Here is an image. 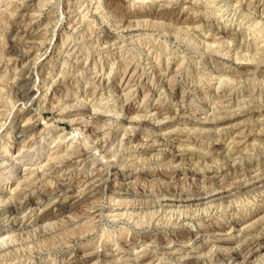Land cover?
I'll use <instances>...</instances> for the list:
<instances>
[{
    "label": "rangeland",
    "instance_id": "rangeland-1",
    "mask_svg": "<svg viewBox=\"0 0 264 264\" xmlns=\"http://www.w3.org/2000/svg\"><path fill=\"white\" fill-rule=\"evenodd\" d=\"M153 1L0 0V161L22 157L31 170L15 177L11 166L0 167V186L8 189L0 196L10 198L0 203V236L9 238L0 264H264V0ZM73 25L79 43L81 32L87 41L99 35L102 46L124 47L120 58L87 64L102 86H120L115 99L94 90L86 73H70L64 55L57 59L52 44ZM124 58L145 70L136 86L121 84ZM61 71L75 82H63ZM153 87L158 93L144 101ZM36 117L41 125L21 135ZM46 122L51 131L40 133ZM128 146L136 147L126 153ZM85 148L111 166L96 159L70 165L71 153ZM172 153L183 161L169 162ZM17 186L23 193L12 195ZM185 197L204 203L147 205L134 216H109L85 237L70 227L107 200L123 212L131 202ZM166 246L175 254L163 255Z\"/></svg>",
    "mask_w": 264,
    "mask_h": 264
},
{
    "label": "bare ground",
    "instance_id": "bare-ground-1",
    "mask_svg": "<svg viewBox=\"0 0 264 264\" xmlns=\"http://www.w3.org/2000/svg\"><path fill=\"white\" fill-rule=\"evenodd\" d=\"M11 1V0H10ZM16 1V0H15ZM102 1V0H101ZM153 1V0H152ZM69 2V1H68ZM67 2V3H68ZM154 2V1H153ZM12 3V2H11ZM47 3V2H46ZM152 3V2H151ZM62 4V3H61ZM64 5V4H63ZM108 5V4H107ZM217 6V5H216ZM60 7V6H59ZM58 7V8H59ZM61 8V7H60ZM64 8V7H63ZM106 8V7H105ZM86 9V8H85ZM84 9V10H85ZM18 10V9H17ZM66 12V11H65ZM78 12V11H77ZM86 12V11H85ZM213 12V11H212ZM60 13V12H59ZM63 13V12H62ZM90 13V12H89ZM223 13V12H222ZM11 14V13H10ZM68 14V13H67ZM66 14V15H67ZM82 14V13H81ZM88 14V13H87ZM100 14V13H99ZM104 13H101V15H103ZM218 14V13H217ZM240 14V13H239ZM42 15V14H41ZM226 15H227V13H226ZM241 15V14H240ZM213 16V15H212ZM216 16V15H215ZM262 16V15H261ZM3 17H5V16H3ZM7 17V16H6ZM16 17V16H15ZM42 17V16H41ZM85 17V19H86V15H84L83 14V16L82 17H80V19H82V18H84ZM97 17V16H96ZM102 17H104V16H102ZM156 18H162L163 17V14H159V15H157V16H155ZM2 18V17H1ZM37 18V17H36ZM57 18V17H56ZM224 18H225V16H224ZM242 18V17H241ZM49 19V18H48ZM63 19V18H62ZM78 19H79V17H78ZM84 19V20H85ZM7 20V19H6ZM12 20V19H11ZM59 20H61V19H59ZM91 20V19H90ZM107 20V19H106ZM157 20H159V19H154V20H149V21H151V23H153V24H160L159 23V21H157ZM74 21V20H73ZM94 21V20H93ZM51 22V21H50ZM61 22V21H60ZM71 22V21H70ZM75 22V21H74ZM74 22H72V23H74ZM79 22H81V20L79 21ZM82 22H83V20H82ZM99 22V21H98ZM147 22V21H146ZM262 22V21H261ZM108 23V22H107ZM113 23V22H112ZM27 24V23H26ZM45 24V23H44ZM93 24V23H92ZM96 24H98L97 22L95 23V25ZM101 24V23H100ZM99 24V25H100ZM14 25H15V23H14ZM46 25V24H45ZM91 25V24H90ZM56 26V25H55ZM81 26V25H80ZM241 26V25H240ZM1 27V26H0ZM12 27V26H11ZM26 27H27V25H26ZM69 27V26H68ZM82 27V26H81ZM167 27H169V26H167ZM166 27V28H167ZM251 27V26H250ZM264 27V26H263ZM79 28L80 27H74V25H73V27H72V30H71V33L69 34V36L67 37L66 36V38H62L61 40H58V41H56L55 43H53L52 44V46L53 45H55V47H54V49H56L57 51V53H58V56H57V59H59L60 57H63V55H64V62H66L65 64L63 63V65H67L66 67L68 68V70H69V72L71 73V72H80L81 71V75H82V73H86L85 74V76L84 77H88L89 79H90V81L91 82H93V83H95L96 84V87H95V89L94 90H96V91H101V92H105V93H108V94H111V95H115L116 93H117V95L119 96L120 95V91H122L121 89H120V86L118 85L117 87H115V88H110L109 89V87L108 86H102V80L104 79L102 76H100L99 78H98V76L97 75H95L96 73V71H94V72H89V66H87V64H88V62H89V59H90V64H91V59H93L94 58V60H96L97 59V56H101L102 58H101V61H102V59H105V58H107V59H109V57L111 58V57H116V58H120V57H122L123 56V46H121V47H119V46H117V44L116 43H114V41L112 42H107L106 41V43H103V46H102V44L100 43V42H102L101 41V38L99 37V35L98 36H95V38L97 37L98 39L97 40H95L94 39V37L92 38V40H86V38H88V37H85L84 36V33H81L80 32V38L79 39H81V43H79L78 41H77V39L78 38H76L77 37V35H76V37H75V35H72L73 34V32H76V31H79ZM85 28V27H84ZM97 28V27H96ZM121 28V27H120ZM171 28H175V27H170V29ZM206 28V27H205ZM254 28V27H253ZM176 30V29H175ZM189 30V29H188ZM58 31V30H57ZM90 31H92V30H90ZM89 31V32H90ZM121 31V30H120ZM191 31V30H190ZM264 31V30H263ZM55 32V31H54ZM87 32V31H86ZM85 32V33H86ZM257 32V31H256ZM63 33V32H62ZM62 33L60 34V36H62ZM106 33V32H105ZM193 33V32H192ZM264 33V32H263ZM165 34V33H164ZM54 35H55V33H54ZM97 35V34H96ZM108 35V34H107ZM53 37V36H52ZM58 37V36H57ZM65 37V36H64ZM73 37H75V38H73ZM92 36H90V38H91ZM61 38V37H60ZM106 38H108V37H106ZM196 38V37H195ZM138 40V39H137ZM53 41V40H52ZM93 42V43H92ZM141 42V41H140ZM189 43V42H188ZM227 43V42H226ZM34 44V43H33ZM136 44V43H135ZM51 45V44H50ZM188 45V44H187ZM199 45V44H198ZM34 46V45H33ZM41 46V45H40ZM126 46V45H125ZM137 46V45H136ZM4 47V46H3ZM135 47V46H134ZM170 47V46H169ZM195 47V46H194ZM262 47V46H261ZM40 48V47H39ZM145 48V47H144ZM163 48V47H162ZM132 49V48H131ZM158 49V48H157ZM264 49V48H263ZM142 50V49H141ZM167 50V49H166ZM164 51V50H163ZM215 51V50H214ZM81 53V52H83V55H82V57L83 56H85L86 58H79L78 57V53ZM147 52V51H146ZM64 53V54H63ZM131 53V52H130ZM203 53V52H202ZM22 54V53H21ZM43 54V53H42ZM50 54V53H49ZM25 55V54H24ZM200 55V54H199ZM171 56V55H170ZM202 56V55H201ZM257 56V55H256ZM255 56V57H256ZM264 56V55H263ZM50 57V56H49ZM258 57V56H257ZM52 58V57H51ZM127 58V57H126ZM126 58H124V59H122L123 60V64H122V69H123V74H121L122 75V79H121V84L123 85V84H125L124 85V88H126L127 87V85H129V83L130 82H135V86H136V84L143 78V77H146L145 76V70L143 69H141V68H139V67H141V66H139V67H137V66H132V62L131 61H129L128 59H126ZM145 58V57H144ZM181 58V57H180ZM188 58V57H187ZM54 59V58H53ZM73 59H74V61H73ZM154 59V58H153ZM254 59V58H253ZM28 61V60H27ZM61 61V60H60ZM165 62V61H164ZM83 63H85V65L86 66H82V64ZM62 64V63H61ZM94 65H96L95 63H93ZM114 64V63H113ZM148 64V63H147ZM154 64V63H153ZM233 64V63H232ZM84 65V64H83ZM136 65V64H135ZM5 66V65H4ZM15 66V65H14ZM24 67V66H23ZM92 67V66H91ZM147 68V67H146ZM182 68V67H181ZM80 69V70H79ZM91 69H93V68H91ZM96 69H97V67H96ZM185 69V68H184ZM188 69V68H187ZM240 69V68H239ZM12 70V69H11ZM50 70H53V66H51V69ZM62 70V69H61ZM39 71H40V69H39ZM85 71V72H84ZM236 71V70H235ZM241 71V70H240ZM30 72V71H29ZM35 72V71H34ZM52 72V71H51ZM198 72V71H197ZM38 73V72H37ZM69 73V74H70ZM54 74V73H53ZM60 75H62L63 76V82L65 81V80H67V82L68 83H73V82H75V81H73V80H75L77 77L75 76V77H71V78H68L69 76H65V74L63 73V71H61L60 73H59ZM58 74V75H59ZM68 74V73H67ZM161 74V73H160ZM218 74V73H217ZM75 75V74H74ZM36 77V76H35ZM193 77V76H192ZM217 77H219L218 75H217ZM49 78V77H48ZM52 80V79H51ZM164 80V79H163ZM72 81V82H71ZM232 81V80H231ZM19 82V81H18ZM58 82V79H55V80H53V81H50L49 82V84H48V82H47V85H48V87L46 88V92H50L53 88H55L54 87V85H56V83ZM238 82V81H237ZM59 83H60V80H59ZM142 83V82H141ZM43 84V83H42ZM149 84V83H148ZM222 84V83H221ZM63 85V84H62ZM77 85V84H76ZM75 85V86H76ZM239 85V84H238ZM241 85V84H240ZM44 86V85H43ZM46 86V85H45ZM227 86V85H226ZM32 87H33V85H32ZM30 88V87H29ZM79 88V87H78ZM256 88V87H255ZM41 89V88H40ZM58 89V88H57ZM129 89V88H128ZM224 89V88H223ZM258 89V88H257ZM261 89V88H260ZM21 90V89H20ZM31 90V89H30ZM45 90V89H44ZM256 90V89H255ZM259 90V89H258ZM253 91V90H252ZM26 92V91H25ZM168 92V91H167ZM195 92V91H194ZM260 92V91H259ZM155 93H158V91H157V88H155V87H153V89H151V90H149L148 92H147V94L146 95H144L143 96V100L145 101V99H147V97H149V96H153ZM187 94V93H186ZM230 94V93H229ZM251 94V93H250ZM264 94V93H263ZM13 95V94H12ZM102 95H104V94H102ZM116 95V96H117ZM253 95V94H252ZM262 95V94H261ZM7 97V96H6ZM63 97V96H62ZM126 97V96H125ZM135 97V96H134ZM181 97V96H180ZM60 98V97H59ZM72 98V97H71ZM116 97L114 96V99H115ZM64 99V98H63ZM142 99V98H141ZM182 99V98H181ZM192 99V98H191ZM246 99H247V97H246ZM122 100V99H121ZM240 100V99H239ZM250 100V99H249ZM248 100V101H249ZM39 101H46V100H44V99H40ZM53 101V100H52ZM126 101V100H125ZM194 101V100H193ZM220 101H221V99H220ZM242 101V100H241ZM141 102V101H140ZM236 102H238L237 100H236ZM243 102V101H242ZM250 102V101H249ZM76 104H79V102L78 103H76ZM82 104H84V103H82ZM81 104V105H82ZM162 104V103H161ZM44 105H46V104H44ZM58 105H59V103H58ZM156 105V104H155ZM40 106H43V105H40ZM53 106V105H52ZM51 106V107H52ZM64 106V105H63ZM207 106V105H206ZM222 106V105H221ZM56 108L57 109V106H53V108ZM78 107V106H77ZM42 108V107H41ZM52 108V109H53ZM54 108V109H55ZM52 109H50V110H52ZM224 109V108H223ZM58 110V109H57ZM137 110V109H136ZM95 111V110H94ZM243 111V110H242ZM37 113H39L38 111H36ZM60 112V111H59ZM61 113V112H60ZM91 113H94V114H96V116L97 117H105V116H103V114L102 113H100V112H98V110H96L95 112H91ZM219 113V112H218ZM237 113V112H236ZM41 114V113H40ZM63 115V114H62ZM141 115V114H140ZM154 115V114H153ZM38 116H40V115H38ZM92 116H94L93 114H92ZM106 118H108V117H106ZM117 118V117H116ZM118 118H121V116H119ZM124 118V117H123ZM222 118H224V117H222ZM221 118V119H222ZM229 118V117H228ZM40 117H36V118H34V119H29L28 120V125L29 126H27L25 129L23 128L22 129V131H21V135H25V133L27 132V131H29V130H32V132L34 133V131H35V128H36V126H39V125H41L40 124ZM96 119V118H95ZM122 119V118H121ZM221 119H220V121H221ZM226 119V118H225ZM64 120V119H63ZM26 121V120H25ZM49 121V120H48ZM50 122V121H49ZM159 122V121H158ZM26 123V122H25ZM121 123V122H120ZM3 124V123H2ZM92 124V123H91ZM127 124V123H126ZM52 125H53V123H52ZM52 125H50V123H48V122H46V123H43V125H42V127H41V131H40V133H44V131H46V129H48V131H51V127H52ZM98 125V124H97ZM93 126H94V124H93ZM155 126V125H154ZM3 127V126H2ZM77 127V126H76ZM100 127V126H99ZM99 127H97V128H99ZM116 127V126H115ZM151 127V126H150ZM83 128V127H82ZM95 128V127H94ZM1 130V129H0ZM99 130V129H98ZM207 130V129H206ZM213 130V129H212ZM47 131V132H48ZM82 132V131H81ZM95 132V131H94ZM116 132H117V130H116ZM30 134V133H29ZM122 134V133H121ZM152 134V133H151ZM40 135V134H39ZM75 135V134H74ZM84 135V134H83ZM113 135V134H112ZM42 136V135H41ZM20 137V136H19ZM34 137V136H33ZM83 137V136H82ZM86 137V136H85ZM99 137V136H98ZM121 137V136H120ZM90 138V137H89ZM134 138L135 137H131L130 139H127V142L125 143V144H128V143H134L135 142V140H134ZM42 139H43V137L42 138H40L39 139V141L38 142H41L42 141ZM65 139V138H64ZM76 139V138H75ZM126 139V138H125ZM45 140V139H44ZM140 140V139H139ZM162 140V139H161ZM12 141V140H11ZM24 141V140H23ZM29 139L28 140H26V141H24V143L23 144H21L22 146L20 147V148H24V147H26V146H28L29 144L28 143H30L31 144V142L33 141H29ZM82 141V140H81ZM106 141V140H105ZM122 141H124L123 139H122ZM121 141V142H122ZM19 142V141H18ZM36 142V141H35ZM62 142V141H61ZM87 142V141H86ZM91 142V141H90ZM201 142V141H200ZM116 143V142H115ZM120 143V142H119ZM86 144V143H85ZM97 145V144H96ZM120 145H122V143L120 144ZM33 146H35V145H33ZM76 146V145H75ZM74 146V147H75ZM98 146V145H97ZM124 146V145H123ZM125 146H127V145H125ZM152 146V145H151ZM154 146V145H153ZM177 146V145H176ZM101 147L102 148H106V147H108L109 148V145H108V143H101ZM122 147V146H121ZM136 147V146H135ZM134 146H128L127 148H125V150H126V153H128L130 150H131V148H135ZM22 148V149H23ZM34 148V147H33ZM98 148V147H97ZM120 148V147H119ZM147 148V147H146ZM145 148V149H146ZM19 149V148H18ZM17 149V150H18ZM22 149H19V150H22ZM24 149H26V148H24ZM23 149V150H24ZM99 149V148H98ZM121 149V148H120ZM136 150V149H135ZM140 150H141V148H140ZM188 150V149H187ZM212 150V149H211ZM27 151V150H26ZM26 151H25V153H26ZM105 151H106V149H105ZM104 151V152H105ZM114 151V150H113ZM132 151V150H131ZM120 152V151H119ZM118 152V155L121 153H119ZM176 152V151H175ZM20 153V152H19ZM100 153V152H99ZM106 154L107 153H109V151H107V152H105ZM142 153H145V150H143L142 151ZM158 153V152H157ZM163 153V152H162ZM165 153V152H164ZM21 154V153H20ZM19 154V155H20ZM27 154V153H26ZM181 154V153H180ZM7 156V158L5 159H2L1 161H0V167L1 166H5V165H9V166H11V168L10 169H12L13 170V176H15V177H17L19 174H21V176H23L25 173H27L28 171H31L30 170V168L29 167H27V165H25V163H23L24 162V159L22 158V157H15V158H13L11 155L9 156V154L8 155H6ZM71 159L70 160H68V162L70 163V165H72V166H75V164H77V163H79V162H85L86 160H88V159H96L98 162H100V163H102V164H107V165H109V160H106V159H104L103 158V156H100L99 154H97V152H94V151H90V150H86V148L85 149H82L81 151H74L73 153H71ZM136 155L135 154H132V155H130V157H135ZM160 156V155H159ZM193 156V155H192ZM163 157V156H162ZM25 158V157H24ZM69 158V157H68ZM157 158V157H156ZM177 159H179V162L182 160V158L180 157V155L179 154H177V153H172L171 154V158H170V160H169V162H171V161H176ZM155 160V159H154ZM157 160V159H156ZM31 161V160H30ZM65 161V160H64ZM118 161V160H117ZM121 161H126L125 159H123V160H121ZM183 161V160H182ZM63 161H61V163H62ZM104 162H106V163H104ZM156 162V161H155ZM178 162V163H179ZM64 163V162H63ZM68 163V164H69ZM168 163V162H167ZM112 164V163H111ZM180 164V163H179ZM186 164V163H185ZM191 164V163H190ZM63 165V164H62ZM69 166V165H68ZM71 166V167H72ZM91 166V165H90ZM111 165H109V167H110ZM54 167V166H53ZM58 167H60L59 166V164H58ZM108 167V168H109ZM36 168V167H35ZM117 169V168H116ZM195 169V168H194ZM6 170V169H5ZM66 170V169H65ZM12 176V177H13ZM23 181H26L27 180V178L26 177H23V179H22ZM93 181V180H92ZM7 184L8 183H10V182H6ZM22 182H20V184H21ZM92 183V182H91ZM93 186V185H92ZM95 186H96V184H95ZM97 186H98V184H97ZM55 187V186H54ZM7 188V187H6ZM9 188V187H8ZM93 188V187H92ZM208 189V188H207ZM4 191H8V189H5V188H2L1 186H0V192H4ZM23 191H24V189L23 188H21V187H19V186H17L16 188H14L12 191H11V194L12 195H20L21 193H23ZM90 191V190H89ZM101 193V192H100ZM95 197V196H94ZM105 197V196H104ZM205 198H206V196H204ZM12 198V197H11ZM171 198V197H170ZM186 199H179V200H177V198H176V200H171V199H163V201H161V202H159V203H144V202H142V203H139V204H137V203H134L135 205H132V202H131V204H130V206L127 208V209H125L123 212L121 211L122 210V208L119 206V205H117V204H115V203H109L108 202V200H107V203H103L102 205L100 204L99 205V207L97 208V209H95L94 211H93V214H91L92 215V217H90L89 219H87V221H85L84 220V222H82V221H78V219H77V221L74 223V221L71 223L72 225L70 226L71 227V229H72V231H73V234H75V235H77V236H79V237H85L86 235H95L98 231H99V228H100V225H101V221H106V220H109V218H111V217H109V216H116V217H121V216H126V215H130L129 213H132L133 215L132 216H134V213H135V210L138 208H142V207H146L147 205H151L152 207H158V206H162L161 208H163V207H168V208H170V207H172V206H174L175 205V203H179V204H181V203H204L202 200L203 199H197V198H187V197H185ZM211 198H213V197H211ZM225 198V199H224ZM5 199V198H4ZM3 198H1V196H0V203H10V198L9 197H7L5 200H4ZM106 199V198H105ZM206 200V199H205ZM212 200H218L219 202L218 203H230V201L228 200V199H226V197H224V196H218V195H216ZM226 200V201H225ZM233 200V199H232ZM208 201V200H207ZM138 202V201H137ZM152 202H155V201H152ZM205 203H210V202H205ZM217 203V202H216ZM250 203V202H249ZM219 204V205H220ZM98 205V204H97ZM223 205V204H222ZM25 206H27V205H25ZM194 206V205H193ZM221 206V205H220ZM235 206V205H234ZM109 207H112V210H109L110 208ZM126 207V206H125ZM148 207V206H147ZM226 207H229V206H227L226 205ZM91 208V207H90ZM96 208V207H95ZM130 208V209H129ZM149 208V207H148ZM222 208V207H221ZM158 209V208H157ZM229 209V208H228ZM256 209V208H255ZM129 210H132V211H129ZM181 210V209H180ZM240 210V209H239ZM105 211H108V213L106 214V217L104 218V213H106ZM109 211H110V213H112V214H110L109 213ZM157 212V211H156ZM205 212V211H204ZM97 213V214H96ZM158 213V212H157ZM199 213V212H198ZM15 214V213H14ZM137 214V213H136ZM224 214V213H223ZM2 215V214H1ZM0 215V216H1ZM165 215V214H164ZM131 216V215H130ZM198 216V215H197ZM215 216V215H214ZM135 217H136V215H135ZM143 217V216H142ZM152 217H153V215H152ZM160 217V216H159ZM77 218V217H76ZM99 218V221L98 220H96V219H98ZM130 218V217H129ZM147 218V217H146ZM161 218V217H160ZM170 218V217H169ZM191 218V217H190ZM37 219V218H36ZM85 219H86V217H85ZM112 219H114V218H112ZM122 219V218H121ZM128 219V218H127ZM162 219V218H161ZM116 220V219H115ZM140 220V219H139ZM27 222H33V221H35V219H33V218H27V220H26ZM134 221V220H133ZM165 221V220H164ZM113 222V221H112ZM149 222V221H148ZM139 223H141L140 221H139ZM106 225H107V223H106ZM141 226V225H140ZM105 227V226H104ZM123 228V227H122ZM164 228V227H163ZM253 228V227H252ZM112 229V228H111ZM193 231V230H192ZM218 231V230H217ZM102 233V232H101ZM205 233V232H204ZM219 234V233H218ZM72 236V235H71ZM198 236V235H197ZM257 236V235H256ZM249 237V236H248ZM60 238V237H59ZM173 238V237H172ZM221 238V237H220ZM228 238V237H227ZM49 239V238H48ZM100 239H101V237H100ZM9 240V238H2L1 236H0V260L2 259V258H4V260L7 258V256H5L6 254L4 253V252H6V248H7V246H9L8 245V243H7V241ZM110 240V239H109ZM188 240V239H187ZM167 241V240H166ZM10 244V243H9ZM177 244V243H176ZM51 245V244H50ZM70 245V244H69ZM170 245V244H169ZM56 246V245H55ZM48 247V246H47ZM168 249L165 251V253L163 254V255H174L175 253L173 252V251H171V246H166ZM10 248V247H9ZM107 248V247H106ZM95 249V248H94ZM150 249V248H149ZM8 250V249H7ZM54 250V249H53ZM56 251V250H55ZM159 251V250H158ZM95 252V251H94ZM135 252H137V250L135 251ZM145 252V251H144ZM46 253H47V251H46ZM88 253V252H87ZM134 253V252H133ZM8 254V253H7ZM48 254V253H47ZM203 254V253H202ZM50 255V254H49ZM142 254H139V256L138 257H136V259H137V261L136 262H140L141 260H139L140 259V256H141ZM154 255V254H153ZM198 255H200V254H198ZM261 255V254H260ZM11 256V255H10ZM9 256V257H10ZM101 256V255H100ZM156 256V255H155ZM180 256V255H179ZM9 257H8V259H9ZM10 260V259H9ZM5 261H7V260H5ZM124 261V260H123ZM126 261V260H125ZM153 261V258H152V260L151 261H149V262H152ZM2 262V261H1ZM113 262V261H112ZM128 262V261H127ZM108 263V262H107ZM19 264V263H18ZM103 264V263H102ZM143 264H149V263H143ZM185 264V263H184Z\"/></svg>",
    "mask_w": 264,
    "mask_h": 264
}]
</instances>
